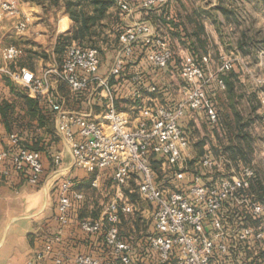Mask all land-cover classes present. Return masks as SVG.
<instances>
[{"label": "built area", "instance_id": "2783aa9c", "mask_svg": "<svg viewBox=\"0 0 264 264\" xmlns=\"http://www.w3.org/2000/svg\"><path fill=\"white\" fill-rule=\"evenodd\" d=\"M115 1L128 15L134 13L132 0ZM167 1L144 0V5L161 6ZM6 18H13L16 32L27 30L31 24V17L21 9L20 0H0V28H4ZM120 39L123 46L111 75L121 74L137 43L147 47V61L153 66L167 67L173 59L174 52L168 39L157 33L147 21L134 22L121 33ZM22 52L18 45L2 44L0 40V54L6 62H15ZM209 62V55L184 54L180 74L185 86L180 102L173 107L158 105L148 109L137 124L118 110L109 78L99 76L101 58L97 48H84L73 43L60 68L42 76L26 68L13 74L16 81L36 94H42L49 87L48 74L51 72L65 81L73 92L88 91L96 81L106 91V95L98 97L100 101L106 99L101 120L82 111L69 110L63 103H55L57 131L68 142L76 166L90 173L116 166L113 179L119 186L128 184L134 175L137 177L140 196L155 209V232L150 235L149 243L162 264L173 259L175 264H237L235 250L239 245L242 249L250 250L255 246L264 251V202L251 191L255 169L241 166L237 171L226 155L219 159L232 167L228 176L225 174V177L215 179L189 169L190 143L181 119L191 111L204 114L210 124H216L218 113L209 99L208 87L215 80L220 88L225 89L226 83L221 75L234 68L233 62L224 57L216 73L208 74ZM1 69L8 71L5 67ZM136 80L145 86L141 75ZM148 88L156 89L153 86ZM141 95L142 91L137 90L136 96ZM11 139L15 144L19 142L15 134ZM9 157L16 167L29 168L30 183L40 181L44 171L40 151L20 146L10 154L8 150L0 149V173L9 174L4 166ZM153 161L159 163L162 178L154 170ZM218 161L211 153L199 159L201 166L209 172L220 166ZM54 162L60 166L61 155H55ZM172 182L176 187L169 185ZM83 197L75 180L65 177L60 184L56 214L61 225L68 223L74 201ZM132 211V204L122 198L111 201L100 217L83 220L81 227L87 233L104 232L110 258L103 260L93 254L80 253L75 257V264H133L132 246L119 229L120 213ZM64 262L63 255L58 254L52 264ZM241 264L245 262L242 260ZM261 264H264V258Z\"/></svg>", "mask_w": 264, "mask_h": 264}, {"label": "crops", "instance_id": "0c3cea01", "mask_svg": "<svg viewBox=\"0 0 264 264\" xmlns=\"http://www.w3.org/2000/svg\"><path fill=\"white\" fill-rule=\"evenodd\" d=\"M174 1L168 0L161 6L148 7L144 5V0H132L134 13L129 15L115 0L113 2L112 10L118 9L120 15L118 23L120 33L118 35L117 32L107 31L112 38L117 37V42L110 46L102 45L105 51L109 47L114 49L107 50L104 56L100 54L99 76L109 78L111 93L118 110L130 117L134 124L145 116L148 109L180 102L182 89L185 86V80L180 74V62L184 54L190 53L197 57L209 55L208 74L216 73L220 66H216L215 72L212 73L214 52L210 44L206 51L196 52L192 49L191 34L195 30L194 24H186V28L181 26V23L186 21V16L194 9L207 11L206 7H194L191 12H188L182 10L179 0H176V3ZM66 2L67 0L55 2L53 0H20L21 9L31 17V25L24 34L34 42L36 40L46 41L45 26L41 23L49 20L56 23L49 32L52 37L51 44L39 43L47 53L39 55L40 60L38 61L40 64L44 61L50 62V65L42 66L39 70L34 64L33 68L23 67L34 71L38 76L61 67L56 59L55 45L58 36L70 31L73 27V20L65 10ZM217 3L218 1L210 3V8L215 7ZM201 18L205 26L206 37L211 42L209 25L217 22L216 15L212 17L203 13ZM136 21L151 23L157 33L168 39L174 52V60L167 67L154 70L143 59L144 52L139 46L141 43H137L134 54L127 59L121 74L111 75V69L123 46L120 35ZM28 51L32 52V49ZM0 70L4 71L1 68ZM138 75L144 78V87L136 80ZM48 77L49 87L42 94L27 92V95L36 99L42 108L41 112L33 117L29 115L25 106L19 105L23 99L12 92L5 80H1L0 104L7 100L12 104L15 103L16 106L9 120L11 130L8 129L0 112V149L8 150L10 154L20 146L36 149L41 153L44 171L40 181L32 184L28 180L29 168L27 166L16 167L10 157L4 163L9 174L0 173V264H52L58 254L65 258L64 264H75V257L80 253L93 254L103 260L109 259L110 247L106 242L104 232L87 233L82 229L81 222L87 218H98L103 215L113 200L123 198L133 206L132 202L135 199L132 198L139 194L138 183L136 186L133 184L128 186L129 182L123 186L117 185L113 179L116 166L95 173L76 166L68 142L57 131L56 111L53 109L55 103H63L69 110L82 111L92 115L93 119L101 120L106 99L100 101L98 97L106 95V91H103L96 81L82 100L70 103L59 90L60 80L55 72L49 73ZM150 86L156 89L150 90L148 88ZM137 90L142 91L140 97L136 96ZM185 118L186 116L182 120ZM12 134L19 137L17 144L12 141ZM196 143L191 146L190 142L194 155L196 154V147L194 148ZM204 147L206 150L211 148L209 142H206ZM55 155H61L60 166L55 165ZM65 177L75 180L77 190L82 192L84 197L74 201L68 223L61 225L56 214L60 184ZM97 190H105V196L107 198L110 196V201L105 205L103 202H97V198L93 195V192ZM154 211V206L149 203L148 209L134 208L132 212H122L120 216V233L132 246L133 264H162L159 255L150 248L149 243L150 235L155 232ZM146 213L149 216L144 215ZM58 237L61 239H57ZM239 246L235 250L237 264H241L242 260L245 264H255L262 250L254 246L246 255L242 245ZM165 264H175V259Z\"/></svg>", "mask_w": 264, "mask_h": 264}, {"label": "rangeland", "instance_id": "374dc122", "mask_svg": "<svg viewBox=\"0 0 264 264\" xmlns=\"http://www.w3.org/2000/svg\"><path fill=\"white\" fill-rule=\"evenodd\" d=\"M179 1L181 2L180 4L182 10L184 9L188 12H191L194 7H206V10L211 9L209 4L214 3L215 1L217 2L218 0ZM174 2L176 3V0ZM223 2L225 5L232 7L236 11L239 21L238 23L227 21L220 12H215L218 23L213 22L211 25H209V34L211 36L210 45L214 52L212 73L215 72L216 66L221 64L224 56L233 62V69H236L238 72L240 79L239 81L236 80L238 98L236 97L232 103H234L233 105L243 112L246 117L244 121L248 122L246 125V131L250 136L251 146L246 147V154L250 158V161L247 164L243 162L237 163L234 160L232 161L237 171H239L241 166L253 167L256 171L254 182L262 181L264 185V0H224ZM139 15L142 16L144 14ZM13 21V18H6L3 21L4 28H0V40L2 44L18 45L23 50V52L21 56L12 63L6 62L0 54V68L5 67L8 69V71L3 72L0 70V90L2 89L1 80H4V78L7 77L12 81L15 88L23 93H27L29 92V89L20 82L16 81L13 76L14 72H18L14 69V66L17 67L19 66L20 62H25L36 65L39 70L42 66L48 67L50 65V62L44 61L42 64H40L38 61L40 60L39 55L47 53L42 49V46L39 43L44 45L51 44L52 37H50L49 32L56 23L51 20L41 23L43 24L42 26H45L44 30L46 32L45 34H47L46 41L43 42L36 40V42H34L24 34L26 30L23 32H16L13 29ZM243 30H247L251 43L253 44V48L249 54L242 53L237 47L238 39L240 38V34ZM28 49H32V52H29ZM46 58L48 61V57ZM226 88H220L215 81H212L208 87L209 99L214 104L217 113L224 112V109L221 108V105L219 104V99L220 97H224L223 92L226 90ZM68 90L71 91L69 86ZM252 107H255V111L252 112V118L249 119L248 115ZM229 110H232V107H229ZM188 112L189 113H187L186 118L184 120H182L183 118L181 119V124L186 135L188 136L189 143L191 142L192 146L193 143L199 141L202 142L205 140L206 142H209V147L211 148L203 153V155H200V157L211 153L219 160L218 162L220 163V166L213 170L215 173L213 171L209 172L208 169L204 168L199 163L200 157H198L197 154H192V148L189 145L188 153L190 156V171L200 173L207 177L211 175V177L215 179L225 177V174L228 176L227 172H231L230 170L232 167L230 165L224 164L219 159L221 155H226L224 149H212L213 146L219 145L217 133H220L221 136H223L224 133L222 132V129L212 128V125L205 118L204 114L191 111ZM216 130L218 132H216ZM170 178L171 177H165V179ZM137 183L139 184V180L134 175L130 179L128 186H131L132 184L136 186ZM173 183L175 184V182H172L171 184ZM122 189L124 190V187H122ZM93 195L97 198V202H103L104 205L110 201V196H108V198L105 196V190L94 191ZM134 199L135 201L132 202L133 209H148L149 202L144 200L140 194L136 195ZM260 199L262 202H264V191L260 196ZM144 215L149 216L148 213Z\"/></svg>", "mask_w": 264, "mask_h": 264}, {"label": "trees", "instance_id": "16d2710c", "mask_svg": "<svg viewBox=\"0 0 264 264\" xmlns=\"http://www.w3.org/2000/svg\"><path fill=\"white\" fill-rule=\"evenodd\" d=\"M53 1L55 2L57 0ZM223 1L224 0H218L217 5L207 11L194 9L191 14L189 13L186 16V21L183 22V24L181 23V26L183 28H186V24H194L195 26V30L191 34V46L194 51H206L207 46L210 44L208 37H206L205 26L202 21L201 14L204 13L215 17V12H220L227 21L238 23L239 17L236 14V11L232 7L225 5ZM113 2L114 0H67L65 10L73 20V27L70 31L61 33L58 36L55 45V53L56 59L60 63V65L63 64V61L67 54V50L73 43H77L84 48H97L102 55H106V51L113 48L109 47L108 49H106V51L102 48V45L110 46L113 43L117 42V37L112 38L110 36V33L107 32L108 30L114 31L115 33L117 32L118 35L120 33V27L118 26V23L120 22V15L118 9L112 10L114 5ZM203 34L205 35L204 37ZM139 46L144 52L143 59L147 61V47L142 43ZM237 47L244 54L251 53L253 44L251 43L247 30H243L241 32L240 38L237 42ZM174 57L175 56H173L172 60H174ZM148 65L154 70L159 68L151 65L150 63ZM24 66H30L31 68H33V65L31 63L20 62L19 66H14V69L17 71H21ZM221 76L225 79L227 85L226 90L223 92L224 97H220L219 99V104L221 105V108L224 109V112H218V122L211 125L212 128L222 129L224 135L221 136L220 133H217V136L219 138V145L213 146L212 149L222 148L224 149L225 154L231 160H234L237 163L243 162L247 164L249 163L250 158L246 154V147L251 146L250 136L246 131V125L248 124V122L244 121L246 117L243 112L236 106H234V103H232V101L236 97L238 98L236 90V80H240L239 75L236 69H232L231 71L226 72ZM4 80L5 83L10 86L12 92L23 99V102L19 103V105L25 106L31 117L41 112L42 108L39 106L36 99L28 96L27 93H23L15 88L12 81L7 77H5ZM68 86L69 85L65 81L60 80L59 90L63 95L67 97V100L70 103H75L82 100V98L85 96V93L87 92H73L72 90L69 91ZM166 105L173 107L176 104ZM15 106V103L12 104L7 100L3 101L0 104V112L2 113V116L6 121L9 130H11L9 120L12 117ZM229 107H232V110H229ZM254 111L255 107H252L249 111V119L252 118L251 115ZM216 132L218 131L216 130ZM205 144V140L202 142L199 141L194 144V148L196 147L195 151L198 157L208 151L204 147ZM153 168L158 173L159 177L162 178L163 171L157 161H153ZM171 185L176 187L175 184ZM251 191L257 193L258 196H261L264 191V185L262 181L253 182ZM132 199H134V197ZM120 216H122V212L120 213ZM255 223H257V221H255ZM244 252H246L247 255L249 253V250L245 248ZM263 252L264 251L261 252L259 258L257 259V264H261L263 262Z\"/></svg>", "mask_w": 264, "mask_h": 264}]
</instances>
